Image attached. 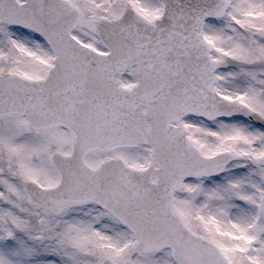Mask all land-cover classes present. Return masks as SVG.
Listing matches in <instances>:
<instances>
[{"label": "snow or ice", "instance_id": "6c2138e0", "mask_svg": "<svg viewBox=\"0 0 264 264\" xmlns=\"http://www.w3.org/2000/svg\"><path fill=\"white\" fill-rule=\"evenodd\" d=\"M0 264H264V0H0Z\"/></svg>", "mask_w": 264, "mask_h": 264}]
</instances>
